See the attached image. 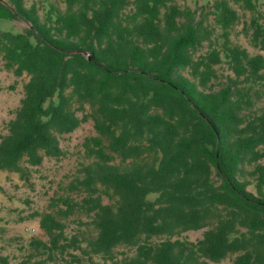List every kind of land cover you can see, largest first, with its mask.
<instances>
[{
	"label": "trees",
	"instance_id": "obj_1",
	"mask_svg": "<svg viewBox=\"0 0 264 264\" xmlns=\"http://www.w3.org/2000/svg\"><path fill=\"white\" fill-rule=\"evenodd\" d=\"M177 1L61 0L42 14L0 0V20L30 26L0 29L4 68L29 77L0 171L29 182L65 155L61 136L88 121L95 131L70 184L83 198L36 214L48 242L32 240L22 264H264V17L257 0L201 12ZM235 5L251 13L243 29L256 54L231 39ZM77 213L95 236L68 238L63 221ZM124 246L136 252L118 260Z\"/></svg>",
	"mask_w": 264,
	"mask_h": 264
},
{
	"label": "rangeland",
	"instance_id": "obj_2",
	"mask_svg": "<svg viewBox=\"0 0 264 264\" xmlns=\"http://www.w3.org/2000/svg\"><path fill=\"white\" fill-rule=\"evenodd\" d=\"M216 0H178L177 3L182 6H188L192 10H201L210 7ZM259 9L264 17V0H257ZM36 2L41 6V12L44 14L46 8L44 2L56 3L64 8L61 0H28V3ZM240 15V22L235 26L231 39L235 44L246 48L251 54L258 51L251 45L250 39L244 34V24L250 21L251 13L243 10L240 6H234ZM208 10V9H206ZM264 22V19H263ZM30 26L25 21L0 20V29L3 31L24 32ZM221 74L226 75V67L219 69ZM29 77L23 75L16 77L13 72L4 68L3 60L0 58V140L8 133V123L15 118L16 112L21 105L24 96V85ZM81 116L82 114L79 113ZM95 135L93 122L88 121L75 132L60 137V145L65 155L60 159L45 158L41 166L32 168L30 181L26 182L20 178L17 173L0 171V257L6 258L9 264H22L28 260L32 254L30 242L32 240H41L48 242L47 236L40 228V218L36 214L52 212L62 207L57 203L59 198L70 197L76 201L83 198V194L70 190V184L77 177L81 176L79 169L83 164H87L83 142L85 138ZM249 190L255 192L253 187ZM155 195L149 197L154 200ZM105 202H108L106 200ZM89 218L81 213H77L63 222L66 224V235L71 238L74 235L85 240L88 236H95L92 227L86 225ZM204 230L190 231L182 235L183 239L193 242L202 238ZM84 243L83 245H85ZM69 252L80 254L79 251ZM135 248L119 247L116 249L118 260L124 256L134 255ZM46 256L37 255L30 259V264L42 262ZM58 264H67L61 256ZM67 260H71L69 255H65ZM95 261L103 263L100 257H95ZM87 262L84 258L83 263ZM110 263V262H109ZM230 260L225 261L229 264ZM42 264H54L52 262H43Z\"/></svg>",
	"mask_w": 264,
	"mask_h": 264
}]
</instances>
